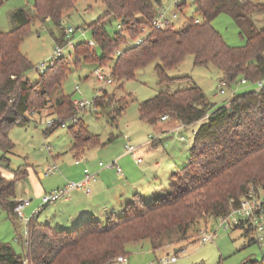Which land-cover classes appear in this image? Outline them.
I'll list each match as a JSON object with an SVG mask.
<instances>
[{"label":"trees","instance_id":"1","mask_svg":"<svg viewBox=\"0 0 264 264\" xmlns=\"http://www.w3.org/2000/svg\"><path fill=\"white\" fill-rule=\"evenodd\" d=\"M5 0H0V5ZM105 13L87 25L101 54L94 46L79 43L75 55L88 62L105 65L114 58L111 77L128 80L134 72L148 63L158 60L155 71L160 84L187 77H169L166 74L179 65L187 55L193 57L196 66H211L217 71L218 81L227 86L245 79L255 83L264 81V29L251 32L242 46H228L220 33L211 25L221 13L239 20L246 14H264V4H252L243 0H196L195 12L200 21L189 18L177 28L154 29L151 21L155 6L161 0H101ZM76 0H33L32 10L18 9L14 17L18 25L8 32L0 31V162L8 167L13 144L6 129L15 123H25L28 114L44 102L38 101L37 88L43 95H53L66 72L65 61L57 59L39 79L31 83L25 74L31 64L19 51V46L31 23L51 21L59 27L62 19L74 8ZM185 4L177 5L182 10ZM108 19L116 21V31L110 36L105 28ZM119 25L120 28L117 26ZM144 28V33H142ZM131 39L142 33L141 42L131 43L122 50L124 33ZM65 33V32H64ZM119 50L120 53L115 55ZM36 97V101L34 100ZM105 94L95 97V107L111 104ZM56 108L64 111L56 115L51 126L61 125L73 112L69 97L60 95ZM111 111L115 109L112 107ZM139 119L150 125L162 116L180 126L197 125L185 164L170 175L167 189L152 200L134 194L119 214L109 216L104 223L87 221L71 229H54L38 223L35 216L28 222L29 246L16 234L22 245L21 255L0 242V264H114L118 256H126L125 247L130 243L148 240L156 251L165 239L171 240L173 232L185 239L188 231L208 217H224L239 205L249 188L264 189V86L259 91L250 90L233 94L227 105L214 107L205 93L197 86L160 91L154 97L139 103ZM73 149H82L91 142L85 127L69 126ZM20 174V173H19ZM16 174V177L19 176ZM14 179H6L0 173V206L15 222L13 208ZM251 231L243 223L233 229ZM198 229L196 232H198ZM253 242V240H250ZM240 264H264V257H249Z\"/></svg>","mask_w":264,"mask_h":264},{"label":"rangeland","instance_id":"2","mask_svg":"<svg viewBox=\"0 0 264 264\" xmlns=\"http://www.w3.org/2000/svg\"><path fill=\"white\" fill-rule=\"evenodd\" d=\"M243 1L252 4H264V0ZM176 5V0H161L154 10L156 14L163 13L166 18H169L174 28L181 26L189 18H196L200 21V16L196 14L193 3H185V7L181 11L176 8ZM32 8L33 0H5L0 5V31L8 32L18 25L14 17L16 10L28 11ZM104 13L105 7L101 0H76L74 8L62 19L59 27L49 20L44 22L36 20L29 25L19 46L20 53L26 57L32 66L25 74L26 79L31 83H35L39 79V72L36 67L42 63L51 64L57 46L61 48L59 59L62 58L65 61L66 72L52 96L43 95L42 88L36 89L38 101L44 102V106L33 108L28 114L29 120L27 122L15 123L7 127V136L13 144V150L10 155H6L9 159L8 167L4 168L0 162V172L1 168L5 170L2 172L3 177H12L14 174L16 176L28 166L36 172L53 164L57 165L60 170L76 169L78 166H75L73 161L79 158L84 161L83 163L97 164L100 161L103 164H109L116 162L121 168L124 176V180L120 182L122 187L120 190L112 187L115 190L109 193L108 199L106 198L107 201L112 202L113 199L119 198L121 200L126 198L125 200H127L131 197L132 189L124 187V181L128 178L125 176L130 175V173L137 177L142 175L141 184L150 182L149 185L152 188H164L175 168L184 165L187 161L189 148L193 141L192 130L196 129L197 125L189 126L180 132L174 131L180 126L169 118L165 120L166 122L159 120L156 124L150 125L139 119V103L154 97L160 91L173 92L194 85L205 93L214 107H219L226 105L233 94H241L255 89L254 83L240 84L238 82L225 88V94H219L217 71L211 66L194 65L191 55H187L179 65L166 71L169 77L187 78H179L167 84H160L155 71L158 60H154L137 69L132 79L117 80L112 77V82L106 84L97 79L94 71L102 69L109 75L115 57L113 56V59L105 65H100L86 61L83 56H76L74 51L77 44L92 42L95 54L97 56L101 54L87 25L103 16ZM173 14H176V18H172ZM108 21L105 28L108 34L113 36L117 23L113 19H108ZM211 25L220 33L228 46L238 47L245 43V38L251 32L264 29V14L251 12L244 15L242 19L235 20L230 15L221 13L212 20ZM68 28L74 29V32L66 38L64 32ZM123 33L125 42L119 47V50L135 43L138 38L143 36L142 33H139L135 39H131L126 32ZM68 42L73 47H68ZM61 94L69 97L71 101L82 100L88 103H92L95 97L105 94L104 99L111 102L110 105L107 104L103 108L96 107V111H94L93 106H89L76 113L79 124L85 127L86 135L91 138V142L86 147L79 149L78 158L74 157L72 150L74 141L69 129V126L72 125L71 121L67 119L65 125H56L52 128L46 125L49 120L57 121L56 115L59 116V112L64 111L62 107L59 109L55 107V100ZM34 100L36 101V97ZM112 107L115 109L114 112L111 111ZM72 112L74 114L73 109ZM166 125L167 129L169 128V133L163 134L161 130ZM181 137L183 140L180 139ZM160 139L161 143L155 148L146 145L151 140L156 142ZM125 145L139 147L138 153L143 157L141 164H135L134 158L125 153ZM147 149L152 151L149 155H145ZM116 157L118 160L114 159ZM155 161L158 162V167H153ZM146 167L149 169L144 173L139 172V169L143 171ZM101 170L108 171L109 169L102 168ZM50 177L47 178L48 182ZM47 180L44 182L46 183ZM25 182L19 177L15 180L14 197L17 200L30 198L25 192L27 185ZM123 189H125L124 192ZM54 203L56 202L43 206L38 214L40 221L55 218L51 217L52 212L50 211L57 204ZM39 204L40 201H34L30 206L25 207L23 209L25 217L30 218L35 212V209L33 211L30 209L33 206L38 207ZM116 206H119L118 203L111 204L107 206L109 208L107 210L109 211L113 207L114 213L112 215L118 214L120 208L117 209ZM100 222L104 223L105 219ZM220 222L219 218L208 217L205 221H200L192 227L185 239H180L173 232L170 235L171 240L164 238L162 245L167 251L163 252L153 251L148 240L127 244L125 257L128 259V264H155L157 258L166 253L171 254L174 251L173 248H177L179 251L177 252L176 264H240L249 257L258 261L264 257V241L256 242L255 234L252 231L245 233L243 229L226 227ZM11 228L12 223L0 206V242L8 243L17 255H21L22 245L15 243L13 239L14 229L11 230ZM198 229L214 235L213 241L207 243L196 241ZM23 230L20 225V234L23 233ZM114 264L119 263L115 262Z\"/></svg>","mask_w":264,"mask_h":264},{"label":"crops","instance_id":"3","mask_svg":"<svg viewBox=\"0 0 264 264\" xmlns=\"http://www.w3.org/2000/svg\"><path fill=\"white\" fill-rule=\"evenodd\" d=\"M159 122V121H158ZM160 122H166V121H162L160 119ZM167 124V123H166ZM175 124H177L178 126H180L178 123L175 122ZM178 128V127H177ZM187 127H183L179 130V132L181 130H185ZM169 128L167 129V125L162 128L161 132L164 133H169L168 132ZM195 129L192 130V133ZM155 141V140H154ZM154 141H150L148 143H146V145L150 146L151 148H155L157 147V145L159 143H161V139L157 140L156 142ZM73 146V145H72ZM126 146V145H125ZM74 152V157L78 158L77 156L79 155V149H73ZM125 150V148H124ZM139 150L136 153V156L133 157L134 161L137 157L141 158L143 162V157L141 155H139ZM152 151H149L148 149L145 151V155H149ZM118 157L114 158L115 160ZM75 161V160H74ZM73 161V164L75 166H78L76 169H68L67 170H60L58 168V171H56V174H52V175H48V176H43V171L49 166L47 165L46 167L43 168V170H39L38 172L34 171L31 167H27V169L23 170L20 174H19V178L24 179V181H26L25 183L26 185V189L25 192L28 193V197L30 200V205L32 202L34 201H40V198L55 190L58 189L62 186H64L66 184V182L68 181H80L83 179L84 174H83V169L87 168L91 173H97L96 174V180L91 183L90 187H91V192L89 195H86L85 192L83 190H75L72 191L69 196L66 199L60 200L54 204H56L55 206H53L52 209H50L51 213V217H55L54 219H46L45 221H40L38 214L35 216V219L38 223L41 224H46L49 225L51 227H53L54 229H71L75 226H77L78 224H81L83 222H87V221H102V220H106L109 216H111L114 213V208L111 207V210H107L109 209L107 206L113 204L114 203H118L119 206H116V208H120L118 211V214L122 211L123 206L129 202L134 194L140 195L142 198L148 199V200H152L154 198H157L160 196V191L161 193L163 191H165L167 189L168 186V181L166 182L164 188H152L151 185H149L150 182L147 183H143L141 184L140 181L142 179V175L137 177L134 174L130 173L127 174L125 177L128 176V178H126V180L124 181L125 184V188L129 187L130 189H132V193H131V197L128 198L127 200H125L124 198H122V201L120 198L119 199H113L112 202L107 201L106 198L108 199L109 193L110 192H114L115 189H113L112 187H115L117 189L120 190V188L122 187L120 185L121 180H124V176L119 177L116 173L115 170L109 169L108 171H104L101 170L102 168L98 167V163L100 161L97 162V164L94 163H83L84 161L81 160L79 162V164H75ZM141 163H135V164H141ZM159 164L157 161L154 162L153 167H158ZM183 166V165H182ZM181 167V166H180ZM179 167H176V169H178ZM149 168L146 167L145 169H143V171H140L141 169H139L140 173H144L146 170H148ZM5 171L4 169L1 168V175L2 172ZM49 182L47 180V178H49ZM114 179H113V177ZM144 176V174H143ZM99 177V178H98ZM6 179H14L16 180L17 177L15 176V174L12 177H4ZM47 180V182L45 183L44 181ZM125 191V189H123V192ZM12 200L15 201H19L17 200V198L13 197ZM29 205V206H30ZM39 206V205H38ZM36 206H33L30 211H33L34 209H36ZM115 208V209H116ZM2 209V208H1ZM3 210V209H2ZM103 210H105L104 212H102ZM113 210V211H112ZM3 212H5L3 210ZM6 213V212H5ZM31 213V212H30ZM7 215V214H6ZM103 215V216H101ZM8 217V215H7ZM23 217L27 219V217H25L24 213H23ZM10 220V219H9ZM11 221V220H10ZM12 228L14 229V236L13 239L15 241V243H19L17 242V240H15L16 238V234H20V225L23 227V224L21 223L20 220L16 219L15 222H12ZM11 228V230H12ZM19 230V231H18ZM22 236V234H20ZM23 238V237H22ZM22 247V246H21ZM160 250H156V251H167V249L161 245L160 246ZM173 252L177 253L179 252L177 248H173ZM167 254V253H166ZM127 259V257H126ZM128 260V259H127Z\"/></svg>","mask_w":264,"mask_h":264},{"label":"built area","instance_id":"4","mask_svg":"<svg viewBox=\"0 0 264 264\" xmlns=\"http://www.w3.org/2000/svg\"><path fill=\"white\" fill-rule=\"evenodd\" d=\"M195 1L196 0H176V4L181 5V4H185L187 2L194 3ZM172 18H176V14H173ZM195 22L198 23L199 20L195 19ZM171 25H172V23H171L170 19L166 18L163 13H159V14L155 13V15L151 21V26L154 29L161 30V29H165ZM117 27L120 28L119 25ZM142 31H144V28H142ZM73 32H74V29L68 28L65 31L66 38H68V36ZM141 39H142L141 37L138 38V40L135 42V44H138L139 42H141ZM89 44L94 46L92 42ZM67 45H68V47H73V45L69 44V42L67 43ZM119 53H120V51L117 50L115 52V55H118ZM60 55H61V48L57 46L55 51H54L53 62L49 65L42 63L36 67V70L39 72V74L44 73L47 70V68L50 65H52L54 63V61H56L59 58ZM94 74L97 77V79L104 81L106 84H109L112 82L111 74L109 73V75H107L105 73V71H103L102 69H96L94 71ZM245 83H247V81L245 79H242L240 81V84H245ZM254 84L256 85L254 90L259 91L260 89L263 88L264 81L259 80V81H256ZM228 87L229 86H227L224 81H220L219 82V89H218L219 94H221V95L225 94V88H228ZM227 104H228V101H227ZM72 106H73L74 114L69 119L71 121V124H76L79 121V119L76 118V113L79 112L80 110L85 109L89 106L90 107L93 106L94 111H96V107L93 105V102L88 103V102L82 101V100H78V101L74 100V101H72ZM167 119H168L167 115H164L161 117L162 121H165ZM54 122H55L54 120H49L46 122V125L48 127H51L54 124ZM64 123L65 122H62L61 125H65ZM181 128H183V126H180V128L175 129L174 131L179 132V129H181ZM193 133H194V131H193ZM180 139L183 140V137H181ZM151 141H154V140H151ZM138 149H139V147H136L133 145H126L125 146V153L127 155L132 156V157H135ZM80 161H81V159L78 158V159H75L74 163L79 164ZM141 161H142V159L139 157H137L135 159L136 163H141ZM98 167L115 170L119 177L123 176L122 170L116 164V162H111L109 164H103V163L99 162ZM57 170H58V167L55 164L48 166L43 171V176L52 175ZM83 174H84V177L82 180H80V181H68V182H66V184L64 186L43 195L40 198L39 206L35 209V212L32 214V216H36L41 211V209L43 208L44 205L66 199L72 191L83 190L86 195H89L91 192L90 185H91V183H93L96 180V174L97 173H91L87 168H84ZM29 205H30L29 199L19 200V201H17L16 205L13 208V212L15 213L17 219L20 220L24 226L22 237H23V245L25 247L29 246V231H28L27 225H28L29 219L32 216L30 218H27V219L24 218L23 217V209L25 207H28ZM219 219L221 221L220 224L225 225L226 227H232L233 228L234 226L241 225L243 223L246 227L251 228V231L255 234L254 238H255L256 242H259V243L263 242L264 241V189H259L256 191L252 187L249 188L248 191L246 192V194L239 199L238 207L232 209L228 215H226L224 217H219ZM214 237H215L214 235L207 234L205 232V230L204 231L201 230L196 235V241H199L202 243L212 242ZM115 261L119 264H128V260L124 256L116 257ZM176 263H177V253L172 252L171 254L167 253V254H164L161 257L157 258L155 264H176ZM24 264H27L26 259L24 260Z\"/></svg>","mask_w":264,"mask_h":264}]
</instances>
